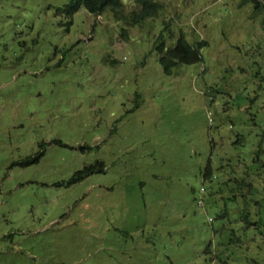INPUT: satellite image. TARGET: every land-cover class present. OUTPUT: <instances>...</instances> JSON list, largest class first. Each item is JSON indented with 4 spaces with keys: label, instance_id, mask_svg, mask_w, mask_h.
<instances>
[{
    "label": "rangeland",
    "instance_id": "rangeland-1",
    "mask_svg": "<svg viewBox=\"0 0 264 264\" xmlns=\"http://www.w3.org/2000/svg\"><path fill=\"white\" fill-rule=\"evenodd\" d=\"M161 1L127 26L110 10L70 15V0H0V264L254 257L232 240L253 229L232 189L253 152L264 162V15ZM182 31L209 44L169 75L158 37L172 46ZM96 161L103 171L66 184Z\"/></svg>",
    "mask_w": 264,
    "mask_h": 264
},
{
    "label": "trees",
    "instance_id": "trees-1",
    "mask_svg": "<svg viewBox=\"0 0 264 264\" xmlns=\"http://www.w3.org/2000/svg\"><path fill=\"white\" fill-rule=\"evenodd\" d=\"M253 4L254 11L264 15V2L261 0H241L240 6ZM82 8L87 9L90 13L101 15L110 10L117 21L124 22L127 26H141L145 21L162 15L165 12L166 4L161 0H135L132 8H127L123 0H70L67 12L74 15ZM170 22H166L163 31L166 30ZM162 31V32H163ZM124 35L128 36V30L124 29ZM205 40L190 41L182 31L179 37L175 39L172 46L166 45L164 35L161 34L157 41V50L161 54V62L165 72L173 74L182 63H195L203 60L201 49L208 45ZM260 151L253 152V163L244 167V174L240 180H237L235 187L232 189L236 195L242 196V214L240 221L252 231L243 234V239L234 235L232 240L241 243L246 242L253 252V258L248 264H264V162L260 160ZM27 162L32 160L27 159ZM22 164H25L24 162ZM256 168H258L256 170ZM104 170L103 162L86 164L82 169L77 170L66 182L67 185L74 184L89 177L91 174ZM206 175L211 174L210 166L206 168ZM224 186V185H223ZM221 190H223L221 188ZM257 208L256 216L251 217L249 207ZM245 231V228H243ZM243 231V230H242ZM243 231V232H244ZM240 238V239H239ZM256 258V259H255Z\"/></svg>",
    "mask_w": 264,
    "mask_h": 264
},
{
    "label": "flooded vegetation",
    "instance_id": "flooded-vegetation-1",
    "mask_svg": "<svg viewBox=\"0 0 264 264\" xmlns=\"http://www.w3.org/2000/svg\"><path fill=\"white\" fill-rule=\"evenodd\" d=\"M259 72H260V69L258 68V69H257V74H258Z\"/></svg>",
    "mask_w": 264,
    "mask_h": 264
},
{
    "label": "clouds",
    "instance_id": "clouds-1",
    "mask_svg": "<svg viewBox=\"0 0 264 264\" xmlns=\"http://www.w3.org/2000/svg\"><path fill=\"white\" fill-rule=\"evenodd\" d=\"M201 204H203V202Z\"/></svg>",
    "mask_w": 264,
    "mask_h": 264
}]
</instances>
